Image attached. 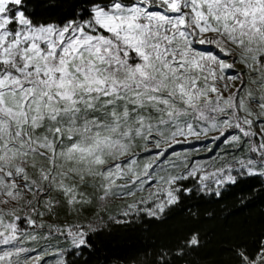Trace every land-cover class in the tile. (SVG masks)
I'll use <instances>...</instances> for the list:
<instances>
[{"label": "snow or ice", "instance_id": "obj_1", "mask_svg": "<svg viewBox=\"0 0 264 264\" xmlns=\"http://www.w3.org/2000/svg\"><path fill=\"white\" fill-rule=\"evenodd\" d=\"M233 188L264 198V0H0V264H81ZM205 245L178 230L127 264ZM213 264H264V225Z\"/></svg>", "mask_w": 264, "mask_h": 264}, {"label": "trees", "instance_id": "obj_2", "mask_svg": "<svg viewBox=\"0 0 264 264\" xmlns=\"http://www.w3.org/2000/svg\"><path fill=\"white\" fill-rule=\"evenodd\" d=\"M238 193L239 189L233 188L226 191L221 199L208 195L186 199L185 203L174 208L163 222L114 225L108 231L93 237L96 246L101 250L100 253L89 255L85 252V256L78 259L81 264L84 259H87L89 264H103V258L107 256L110 264H127L137 252L165 241L174 232L199 228L201 235L206 239V245L187 259L193 264H213V261L222 258V247L231 237L242 229L258 231L260 226L264 225V198L255 199L248 206L241 207ZM192 205H195L200 213L199 220L190 218L183 211ZM207 213H211L212 218H208Z\"/></svg>", "mask_w": 264, "mask_h": 264}]
</instances>
